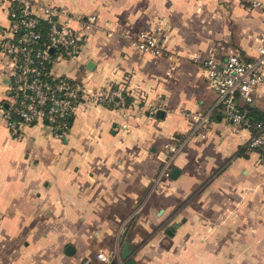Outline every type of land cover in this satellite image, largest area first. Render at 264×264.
<instances>
[{"label":"crops","instance_id":"crops-1","mask_svg":"<svg viewBox=\"0 0 264 264\" xmlns=\"http://www.w3.org/2000/svg\"><path fill=\"white\" fill-rule=\"evenodd\" d=\"M33 1L96 15L53 71L121 96L86 93L61 134L43 121L14 134L0 54V264H264V153L201 72L208 58L256 56L264 0ZM146 28L159 29L162 55L134 48ZM235 100L264 121V84L254 102ZM198 113L209 120L191 135ZM182 142L157 179L165 145Z\"/></svg>","mask_w":264,"mask_h":264},{"label":"built area","instance_id":"built-area-1","mask_svg":"<svg viewBox=\"0 0 264 264\" xmlns=\"http://www.w3.org/2000/svg\"><path fill=\"white\" fill-rule=\"evenodd\" d=\"M252 4L261 3L252 0ZM0 7L8 17V24L0 31V54L9 73L2 115L12 133L43 121L53 130L60 129L61 134L86 93L89 100L96 102L121 96L119 90L87 91L81 84L53 71L58 59L73 58L80 53L83 40L97 22L95 14H69L63 6L33 0H0ZM132 44L139 52L156 56L166 50L158 28L141 30ZM201 72L207 85L218 92L217 102L225 117L247 128L248 146L264 153V121L252 118L235 100L238 95L247 103L254 102L258 86L264 84V30L259 35L254 58L243 59L236 53L223 61L208 58L203 60ZM195 117L191 135L209 120L208 113ZM183 145V142L165 145L169 154L162 158L157 179L169 175L171 161ZM97 257L109 261L104 253H98Z\"/></svg>","mask_w":264,"mask_h":264},{"label":"water","instance_id":"water-1","mask_svg":"<svg viewBox=\"0 0 264 264\" xmlns=\"http://www.w3.org/2000/svg\"><path fill=\"white\" fill-rule=\"evenodd\" d=\"M53 52V49L51 50ZM176 170L174 169L173 172H172V175H174V172ZM171 233V232H170ZM130 246H124L123 250H122V257L125 258L128 254H129V248ZM68 248H71V246H69Z\"/></svg>","mask_w":264,"mask_h":264},{"label":"trees","instance_id":"trees-1","mask_svg":"<svg viewBox=\"0 0 264 264\" xmlns=\"http://www.w3.org/2000/svg\"><path fill=\"white\" fill-rule=\"evenodd\" d=\"M248 113H249V115H250L252 118H254V117L250 114V112H248ZM254 119L262 120V119H260V118H254ZM70 120H71V118L68 119V122H70ZM126 264H128V263H126Z\"/></svg>","mask_w":264,"mask_h":264}]
</instances>
